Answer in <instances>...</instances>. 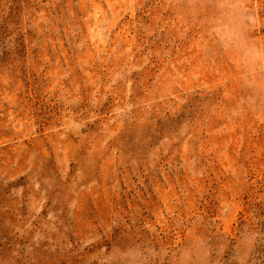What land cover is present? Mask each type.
Wrapping results in <instances>:
<instances>
[{
    "label": "rangeland",
    "instance_id": "obj_1",
    "mask_svg": "<svg viewBox=\"0 0 264 264\" xmlns=\"http://www.w3.org/2000/svg\"><path fill=\"white\" fill-rule=\"evenodd\" d=\"M0 38V264H264V0H0Z\"/></svg>",
    "mask_w": 264,
    "mask_h": 264
},
{
    "label": "trees",
    "instance_id": "obj_2",
    "mask_svg": "<svg viewBox=\"0 0 264 264\" xmlns=\"http://www.w3.org/2000/svg\"><path fill=\"white\" fill-rule=\"evenodd\" d=\"M3 20H4V19H3ZM0 41H2L1 38H0ZM18 44H21V41H20V42L18 41Z\"/></svg>",
    "mask_w": 264,
    "mask_h": 264
}]
</instances>
